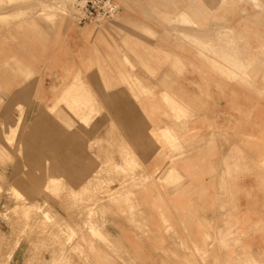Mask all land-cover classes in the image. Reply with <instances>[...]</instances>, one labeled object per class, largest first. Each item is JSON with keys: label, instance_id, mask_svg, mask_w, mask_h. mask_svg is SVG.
<instances>
[{"label": "crops", "instance_id": "obj_1", "mask_svg": "<svg viewBox=\"0 0 264 264\" xmlns=\"http://www.w3.org/2000/svg\"><path fill=\"white\" fill-rule=\"evenodd\" d=\"M134 22L123 20V25H138L140 31L127 37L144 41L146 36L141 31L151 24L143 19ZM68 31L70 41L79 45L86 40L74 27ZM169 41L179 44L175 35ZM172 43V49L179 48ZM186 49L188 56L171 52L170 57L164 56L167 64H158L155 57L154 63L140 64L133 71L153 89V96L114 99V105L128 111L118 119L120 131L109 136L108 125L104 126L96 133L101 144L95 146L92 128L90 152L78 131L74 132V145L65 146L52 140L51 131L45 128L41 131L42 145L28 149V159L43 158L42 166L30 164L28 169L54 171V177L59 175L76 194L89 177L94 179V172L106 171L96 183L106 181L109 193L124 195L116 204L107 198L97 204L101 217L105 216L99 229L101 240L88 230L79 231L83 216L76 214L75 252H48L44 264H264V97L258 93L262 87L258 82L244 85L216 76L195 47L186 45ZM37 50L35 53L32 47L31 54L18 56L37 55L46 64L50 48L39 46ZM141 51L140 45V59L147 62ZM254 52L257 50L252 48ZM152 74L155 77H148ZM31 94V87L16 86L8 100L14 106L26 104ZM168 97L171 109L167 107ZM179 109L186 114L178 120L173 111ZM18 118L15 110L4 118L0 115V137L2 123H15ZM25 118L50 121L45 114ZM165 128L180 141L175 150H163L159 143ZM35 130L32 128L29 135L32 138ZM126 153L136 163L134 178L130 180L128 174L129 178H120V182L116 169L128 168L122 156ZM17 165L7 163L4 168L0 162V170L6 169L15 180ZM49 201L56 203L52 197ZM121 204H128V208ZM57 211L66 219L64 211ZM21 250L22 243L14 253L16 264H22Z\"/></svg>", "mask_w": 264, "mask_h": 264}, {"label": "rangeland", "instance_id": "obj_2", "mask_svg": "<svg viewBox=\"0 0 264 264\" xmlns=\"http://www.w3.org/2000/svg\"><path fill=\"white\" fill-rule=\"evenodd\" d=\"M115 1L119 5L118 14L85 21L80 20L75 0H71V12L63 11L58 0H0V115L4 118L13 110L19 114L15 123L1 125L0 162L4 168L7 163H18L19 169H16L18 179L15 180L6 169L0 170V264H16L14 253L20 243L22 264H44V254L48 252L60 250L63 255L68 250L73 254L76 214L84 218V221L80 220L81 225L78 224L80 232L81 229L94 232L91 234L101 240L97 229L89 230L91 227L87 226L85 211L91 205L97 206L104 198L111 201L124 198L122 193L115 191L118 195L113 194L117 198L112 199L108 182L96 183L106 171L96 172V177L90 178L79 194L63 179L62 188H45V180L54 177V171L28 169L30 164L42 166L43 158L28 159L27 151L42 145L43 128L51 131L52 140L65 146L74 145V132L78 131L88 152L93 145L92 128L95 146L99 144L96 133L104 126L108 125L107 135L117 134L121 125L118 119L128 111L114 105L113 100L153 96V89L133 72L140 64L154 63L156 57L158 64L165 65L168 62L164 56L170 57L171 52L176 55L178 53L175 52L179 51L180 57L190 55L186 49V45H190L196 48L200 59L206 61L210 72L244 85L258 82L262 87L258 91L259 96L264 97V0ZM124 19H135L134 23L143 19L151 24L141 31L146 36L144 41H139L138 37L129 40L127 35H138L140 31L138 25H123ZM209 23L210 26L207 25ZM72 27L86 39H80L82 43L79 45V42L70 41L68 29ZM171 35L178 36L179 44L169 41ZM171 43L179 48L172 49ZM140 45L141 56L147 57V62L140 59ZM39 46L50 48L46 64L37 55L29 58L18 56L31 54L29 50L32 47L38 53ZM252 48L257 52L252 54ZM149 76L155 77V74ZM16 86L32 88L26 104L14 106L8 100L10 91ZM166 101L171 109V98ZM28 114H45L50 121H26ZM173 114L179 120L186 112L179 109ZM32 128H36L33 138L29 136ZM162 135L159 143L163 150L167 147L175 150L180 144L169 128H165ZM122 156L128 168L116 169L118 181L129 178L128 174L132 180L136 163L128 153ZM93 180L95 186H92ZM13 187L23 194L26 202L23 196L14 193ZM50 197L56 203H50ZM29 204L39 208L26 210ZM77 204L79 208L76 210ZM57 209L66 213V219ZM44 212L51 219L45 217ZM70 232H73V239L66 240L64 236Z\"/></svg>", "mask_w": 264, "mask_h": 264}, {"label": "bare ground", "instance_id": "obj_3", "mask_svg": "<svg viewBox=\"0 0 264 264\" xmlns=\"http://www.w3.org/2000/svg\"><path fill=\"white\" fill-rule=\"evenodd\" d=\"M73 1V0H72ZM58 3L60 4L59 6H61V8L63 9V11H67V12H71L72 11V3H71V0H58ZM40 11V10H39ZM71 14V13H70ZM3 15V14H2ZM88 30V29H87ZM201 33V32H200ZM79 35V34H78ZM82 36V35H81ZM224 43V42H223ZM238 43V42H237ZM225 46V45H224ZM233 59V58H232ZM242 61V60H241ZM99 73V72H98ZM89 86V85H88ZM90 91V90H89ZM121 94V96H123V94L122 93H120ZM89 96V95H88ZM117 98H118V96H117ZM121 99H123V98H121ZM120 99V100H121ZM64 100V99H63ZM81 101V100H80ZM124 101H125V99H124ZM123 101V102H124ZM97 102V101H96ZM74 105V104H73ZM83 107V106H82ZM23 109V108H22ZM124 131V130H123ZM203 143V142H202ZM99 145V144H98ZM187 149V148H186ZM100 164H101V162H100ZM24 166V165H23ZM47 169V168H46ZM108 169V168H107ZM172 172V171H171ZM167 173V172H166ZM94 174L96 175V172H94ZM58 175V174H57ZM94 175V176H95ZM96 177V176H95ZM47 179H49V181H46L45 180V185H44V187L45 188H50V187H54V188H56V189H59V188H62L63 186H61V185H63V182H64V180H63V182L61 183V181H62V178H59V175H58V178H56V177H52V176H50V178H47ZM119 179V178H118ZM117 179V180H118ZM165 179V178H164ZM88 180H90V177L88 178ZM47 182V183H46ZM121 182V181H120ZM99 183H101V181L99 182ZM68 185V184H67ZM83 185H84V183H83ZM102 186V185H101ZM127 188V187H126ZM13 189V191H14V193L15 194H18V195H20V196H23V194H21V192L16 188V187H13L12 188ZM51 189V188H50ZM125 191V190H124ZM113 193H116V192H111L110 194H112L111 195V197H112V199H116L117 197H116V194H113ZM121 193V192H120ZM95 194V193H94ZM93 194V195H94ZM118 195V194H117ZM16 198H18V196L16 197ZM118 198H120V197H118ZM117 198V199H118ZM126 198V197H125ZM19 199V201H20V199L21 198H18ZM18 199H17V201H18ZM25 199H27V198H25ZM117 199L116 200H113L114 202H113V204L115 203H117L116 201H117ZM121 199V198H120ZM122 200V199H121ZM23 201L24 202H26L25 200H24V196H23ZM28 201V200H27ZM97 201H99V200H97ZM105 201H107V200H105ZM124 201H126V200H124ZM21 202V201H20ZM127 202V201H126ZM129 202V201H128ZM23 203V202H22ZM30 203H32L31 201H30ZM82 204V203H81ZM111 204H112V202H111ZM128 204H130V203H128ZM128 204L127 205H124V204H121V206L122 205H124L123 207H125V206H127V207H125V208H128ZM16 205V204H15ZM20 206V205H19ZM22 206V205H21ZM120 205H118V207H121ZM15 207H17V206H15ZM30 207H38L37 205H35V204H32V205H28V207H26V210H28ZM103 207H105V206H103ZM39 208V207H38ZM125 208H123L124 210H125ZM16 209V208H15ZM87 209V208H86ZM108 209V208H107ZM115 209L117 210V208L115 207ZM120 209V208H119ZM123 209H120V211L121 210H123ZM25 210V211H26ZM101 210V209H100ZM103 210V209H102ZM104 212H105V210H103ZM132 211V210H131ZM86 213V215H87V217H86V215H85V219H86V223L88 224L87 226H90L91 228L89 229V230H91L92 231V229L94 230V229H97V231L99 232L98 233V235H100V231H99V229H100V226H101V223H103L105 220H104V218H105V216H104V218L103 217H101V215H102V211L100 212L99 211V209H98V207L97 206H95V205H91V206H89V208L87 209V211H85ZM106 212H107V210H106ZM119 211H117V213H118ZM124 212V211H123ZM75 213V212H74ZM121 213V212H120ZM44 214H45V217H47V218H50L51 216L47 213V212H44ZM103 216V215H102ZM100 217V218H99ZM46 218V219H47ZM99 218V219H98ZM51 219V218H50ZM79 219V218H78ZM98 219V220H97ZM49 220V219H48ZM83 221H84V218H83ZM83 224V223H82ZM79 225H81L80 224V219H79ZM83 226V225H82ZM82 226H81V228H82ZM84 226H85V224H84ZM89 228V227H88ZM83 230H85V229H83ZM72 231H73V229H72ZM75 232H76V230H74ZM80 231V230H79ZM63 233H64V231H63ZM73 232H70V233H67L66 234V236H64L65 237V239L66 240H71V239H73V234H72ZM90 233H94V232H90ZM173 234V233H172ZM16 235V234H15ZM59 235V234H58ZM96 235V234H95ZM101 236V235H100ZM95 237V236H94ZM21 238V237H20ZM99 238V237H98ZM62 239H64V238H62ZM62 239H60V240H62ZM64 239V240H65ZM104 239V238H103ZM30 240V239H29ZM59 240V239H58ZM99 240V239H98ZM43 241V240H42ZM63 241V240H62ZM108 241V240H107ZM103 242V241H102ZM65 243V245H66V242H64ZM106 243V242H105ZM217 243V242H216ZM15 245V244H14ZM69 245V244H68ZM30 246V245H29ZM64 246V245H63ZM107 246V245H106ZM3 247V246H2ZM67 247V246H66ZM65 247V248H66ZM109 247V246H108ZM178 250V249H177ZM243 250H245V249H243ZM31 251H32V249H31ZM43 252V251H42ZM129 254V253H128ZM40 255V254H39ZM60 255H61V253H60ZM257 255V254H256ZM42 257V256H41ZM259 258V257H258ZM256 260V259H255ZM253 261V260H252Z\"/></svg>", "mask_w": 264, "mask_h": 264}, {"label": "built area", "instance_id": "obj_4", "mask_svg": "<svg viewBox=\"0 0 264 264\" xmlns=\"http://www.w3.org/2000/svg\"><path fill=\"white\" fill-rule=\"evenodd\" d=\"M75 7L81 15L80 20L85 21L95 17L110 18L119 13L115 0H75Z\"/></svg>", "mask_w": 264, "mask_h": 264}]
</instances>
